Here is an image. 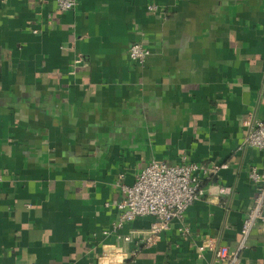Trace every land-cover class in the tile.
<instances>
[{"label": "crops", "instance_id": "obj_1", "mask_svg": "<svg viewBox=\"0 0 264 264\" xmlns=\"http://www.w3.org/2000/svg\"><path fill=\"white\" fill-rule=\"evenodd\" d=\"M78 1L0 0V264H214L219 244L264 264L263 232L240 249L264 0ZM183 155L207 171L184 218L153 242V216L115 230L120 186Z\"/></svg>", "mask_w": 264, "mask_h": 264}, {"label": "built area", "instance_id": "obj_2", "mask_svg": "<svg viewBox=\"0 0 264 264\" xmlns=\"http://www.w3.org/2000/svg\"><path fill=\"white\" fill-rule=\"evenodd\" d=\"M58 9L69 11L77 8L78 0H56ZM157 9V5H150ZM129 57L138 64H145L151 55V50L141 42H135L128 51ZM264 105V95H263ZM247 133L245 143L264 150V118L245 120ZM218 169V166L214 170ZM207 173L205 168L191 162L183 155L180 162L171 164L164 161H152L137 176L132 184L120 186L122 198L118 202L119 218L114 229L122 228L127 222L138 217L153 216L156 220L147 236L148 242H153L159 234L167 230L174 219H183L187 208L202 195L201 174ZM248 177L256 187L257 194L254 204L245 217L241 233L240 249L245 247L254 231L264 233V169L257 166L249 168ZM108 234V231L104 232ZM214 264H245L237 250L228 245H213ZM204 250V246L199 248Z\"/></svg>", "mask_w": 264, "mask_h": 264}]
</instances>
